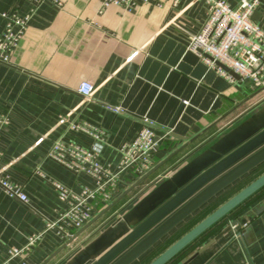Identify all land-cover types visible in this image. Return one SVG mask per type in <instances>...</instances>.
I'll use <instances>...</instances> for the list:
<instances>
[{
    "label": "crops",
    "instance_id": "crops-1",
    "mask_svg": "<svg viewBox=\"0 0 264 264\" xmlns=\"http://www.w3.org/2000/svg\"><path fill=\"white\" fill-rule=\"evenodd\" d=\"M160 1L161 7L138 4L125 9L103 8L102 0H0V14L33 11L11 54L12 67L0 64V118L8 120L0 128V168L28 197L26 205L0 189V264H21L17 260L5 263L8 250L42 232L44 219H55L66 208L48 179L74 192L93 187L88 177L46 157L52 143L62 137L87 145L83 135L66 133L69 123L86 122L106 133L99 161L111 168L118 161L119 144L134 138L144 118L153 124L160 140L154 154L156 165L192 142L71 243L66 244L55 231L45 232L27 255L28 264H42L65 245L47 263L64 264L177 166L264 106V98L248 85L239 84L233 76L235 82L229 83L216 67L188 50L189 36L204 21V3L180 0L174 7L173 0ZM225 1L235 7L240 0ZM259 2L253 21L264 27V0ZM3 24L0 17V33ZM81 82L93 86L88 100L77 93ZM106 105L119 106L122 113L114 114ZM136 180L131 169L123 174L113 190L114 200ZM245 184L189 217L185 224L193 222L175 232L155 256ZM261 204L259 213L239 230L240 238L221 235L230 221ZM173 264H264V193L202 235Z\"/></svg>",
    "mask_w": 264,
    "mask_h": 264
},
{
    "label": "built area",
    "instance_id": "built-area-1",
    "mask_svg": "<svg viewBox=\"0 0 264 264\" xmlns=\"http://www.w3.org/2000/svg\"><path fill=\"white\" fill-rule=\"evenodd\" d=\"M179 1L173 0L172 6L177 7ZM201 1L205 5L204 21L199 31L189 36L188 50L198 55L208 66L216 67L229 83L235 82L228 73L232 72L238 76L236 82L248 85L264 98V27L252 20L253 13L260 6L259 0H240L235 7L225 0ZM138 4L162 6L160 0H102L103 8L115 5L130 9ZM32 15V10L25 14L15 11L0 14L4 23L0 33V64L12 67L11 54L18 46ZM92 92L93 86L88 82H81L77 87V93L83 100H88ZM105 109L114 114L122 113L119 106L106 105ZM7 121L5 116L1 117L0 128ZM66 133L83 135L87 145L62 137L52 143L46 157L66 170L88 177L93 187H82L74 192L48 179V184L56 192L58 200L66 204V208L55 219H44L42 232L28 236L21 247L10 248L5 263L17 260L21 264H28L27 255L47 231H55L67 242L74 232L80 231L93 219L98 209L102 210L115 201L113 190L123 174L131 169L138 180L156 165L154 154L160 140L154 134L153 124L145 118L134 138L119 144L118 161L113 168L99 161L106 140V133L102 129L76 121L67 125ZM167 135L168 132L164 134ZM1 156L0 151V160ZM37 175L43 178V174ZM0 189L7 196L28 204L22 186L12 181L1 168Z\"/></svg>",
    "mask_w": 264,
    "mask_h": 264
},
{
    "label": "water",
    "instance_id": "water-1",
    "mask_svg": "<svg viewBox=\"0 0 264 264\" xmlns=\"http://www.w3.org/2000/svg\"><path fill=\"white\" fill-rule=\"evenodd\" d=\"M257 11L252 15L255 20ZM228 71L225 67L220 66ZM238 80V76L228 72ZM257 94V93H256ZM245 102H242V105ZM239 107V106H238ZM186 140V138H185ZM187 141L152 170L136 180L117 200L105 207L66 244L149 178L158 168L184 150ZM264 166V106L212 143L188 162L177 166L161 183L150 190L127 212L117 216L98 236L64 264H136L169 239L191 217L235 185L247 180ZM264 187V172L219 204L187 232L172 242L147 264H167L212 226L230 215L248 198ZM223 194V195H224ZM262 209V204L230 221L221 235H235ZM163 242V243H164ZM61 246L42 264L61 251Z\"/></svg>",
    "mask_w": 264,
    "mask_h": 264
},
{
    "label": "rangeland",
    "instance_id": "rangeland-1",
    "mask_svg": "<svg viewBox=\"0 0 264 264\" xmlns=\"http://www.w3.org/2000/svg\"><path fill=\"white\" fill-rule=\"evenodd\" d=\"M261 171H264V166L263 167H261L260 169H258L256 172H255V174H253L252 176H250L247 180H244L243 182H241V183H239V184H237L236 186H235V188H233L232 190H230V192L231 191H233L234 192V189H238L237 187L238 186H240V185H244L245 183H248V181H252L254 178H256L255 177V175H259L258 173H260ZM253 177V178H252ZM247 181V182H246ZM246 185V184H245ZM243 187V186H242ZM235 190V191H236ZM213 206V205H212ZM212 206H211V208H212ZM210 209V208H209ZM207 210V209H206ZM205 210V211H206ZM204 211V212H205ZM202 215V213L200 214V215H198L196 218L198 219L200 216ZM104 217H105V215H104ZM195 219V218H194ZM191 222H193V219H192V221ZM191 222H189V223H187V225L189 226L190 224H191ZM186 224L184 225V226H187ZM178 231H176V233H177ZM176 233H174V235H172L168 240H166L162 245H160L159 247H157L153 252H151V253H149L148 255H146L143 259H141L140 261H138L136 264H145V263H147L150 259H153V257H155L154 255L156 254V253H158L162 248H164L168 243H169V241H171V239L172 238H174L175 236H176Z\"/></svg>",
    "mask_w": 264,
    "mask_h": 264
},
{
    "label": "trees",
    "instance_id": "trees-1",
    "mask_svg": "<svg viewBox=\"0 0 264 264\" xmlns=\"http://www.w3.org/2000/svg\"><path fill=\"white\" fill-rule=\"evenodd\" d=\"M247 182V181H246ZM250 181H248L249 183ZM264 193V187L262 189H260L258 192H256L253 196H251L250 198H248L245 202H243L239 207H237L233 212L230 213V215H228L227 217L223 218L221 221H219L217 224H215L214 226H212L208 231H206L204 234H206L207 232H209L210 230H212L213 228L217 227L218 225L222 224L223 222H226L227 219H229L230 217L234 216V214L236 212H238L241 208H243L244 206H246L248 203H250L253 199L257 198L260 194ZM203 234V235H204ZM201 237V236H200ZM199 237V238H200ZM198 238V239H199ZM198 239H196L195 241H197ZM194 241V242H195ZM193 242V243H194ZM191 243V244H193ZM190 244V245H191ZM189 245V246H190ZM187 249V248H186ZM185 250H183L180 254H178L172 261H170L169 263L167 264H173L176 259L184 252ZM155 256V255H154ZM154 258V257H153ZM152 259H150L147 263H149ZM145 263V264H147Z\"/></svg>",
    "mask_w": 264,
    "mask_h": 264
}]
</instances>
